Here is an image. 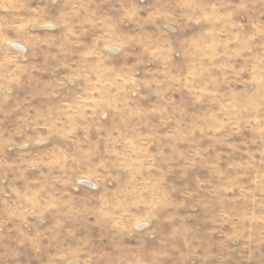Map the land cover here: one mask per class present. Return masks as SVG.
<instances>
[{"label":"rangeland","instance_id":"1","mask_svg":"<svg viewBox=\"0 0 264 264\" xmlns=\"http://www.w3.org/2000/svg\"><path fill=\"white\" fill-rule=\"evenodd\" d=\"M0 264H264V0H0Z\"/></svg>","mask_w":264,"mask_h":264}]
</instances>
